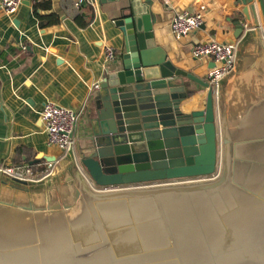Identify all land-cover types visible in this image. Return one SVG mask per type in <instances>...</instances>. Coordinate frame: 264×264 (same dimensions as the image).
Returning a JSON list of instances; mask_svg holds the SVG:
<instances>
[{
	"label": "water",
	"instance_id": "water-1",
	"mask_svg": "<svg viewBox=\"0 0 264 264\" xmlns=\"http://www.w3.org/2000/svg\"><path fill=\"white\" fill-rule=\"evenodd\" d=\"M232 3L235 65L185 111L184 79L200 82L156 46L149 2L130 0L72 173H0V264H264V0Z\"/></svg>",
	"mask_w": 264,
	"mask_h": 264
},
{
	"label": "crops",
	"instance_id": "crops-1",
	"mask_svg": "<svg viewBox=\"0 0 264 264\" xmlns=\"http://www.w3.org/2000/svg\"><path fill=\"white\" fill-rule=\"evenodd\" d=\"M40 1L45 5L37 12L32 0H23L10 14L0 8V165H29L42 172L53 163V186L72 173L70 163L77 162L82 153L83 134L95 112L92 85L100 84L113 61L104 59V47L118 51L121 32L115 22L127 13L124 7L130 0ZM77 1L82 9L76 6ZM145 2L155 15L156 46L173 66L200 83H206V72L213 63L209 58H194L192 46L208 39L241 42L242 36L235 38L231 23L236 9L232 0H139L142 5ZM180 12L200 14L203 23L177 41L169 23ZM184 80L194 91L182 104L183 110L202 109L208 87ZM45 101L80 111L73 131L76 159L65 157L60 148L48 143L39 118Z\"/></svg>",
	"mask_w": 264,
	"mask_h": 264
},
{
	"label": "built area",
	"instance_id": "built-area-1",
	"mask_svg": "<svg viewBox=\"0 0 264 264\" xmlns=\"http://www.w3.org/2000/svg\"><path fill=\"white\" fill-rule=\"evenodd\" d=\"M23 0H0V8L10 14L13 13ZM203 23V16L188 12L175 14L169 23V30L175 40L179 41L188 34L199 28ZM238 43L218 42L214 39L194 44L191 48V55L194 58H209L212 60V67L206 72V83L213 92L217 89L219 82L228 74L235 65ZM103 57L109 61L114 59L113 48L105 47ZM98 83L92 88L97 89ZM39 118L47 135L48 143L60 148L66 157L76 159L75 139L73 129L77 120V114L69 107L45 101L40 109ZM55 164L48 163L42 172H34L29 165H0V173L10 178L20 179L27 182H39L53 175ZM204 177H188L181 179L165 180L164 182H182L196 180ZM144 184V183H141ZM140 185V184H136ZM124 185L102 186L98 189H116Z\"/></svg>",
	"mask_w": 264,
	"mask_h": 264
},
{
	"label": "trees",
	"instance_id": "trees-1",
	"mask_svg": "<svg viewBox=\"0 0 264 264\" xmlns=\"http://www.w3.org/2000/svg\"><path fill=\"white\" fill-rule=\"evenodd\" d=\"M32 4H33V9H34V11L35 12H37V11H39L41 8H43L44 7V3L42 2V1H40V0H32ZM80 8L82 9V6L80 5ZM88 10H90V13L89 14H91V9H88ZM37 15H38V17L40 18H42V16H40V14H38L37 13ZM33 170V169H32ZM34 171V170H33ZM35 172V171H34Z\"/></svg>",
	"mask_w": 264,
	"mask_h": 264
},
{
	"label": "rangeland",
	"instance_id": "rangeland-1",
	"mask_svg": "<svg viewBox=\"0 0 264 264\" xmlns=\"http://www.w3.org/2000/svg\"><path fill=\"white\" fill-rule=\"evenodd\" d=\"M80 2L79 1H77L76 2V6L78 7H80ZM18 8V7H17ZM105 47H109V46H105ZM104 47V48H105ZM114 53H115V57H116V52L114 51ZM237 53H238V47H237V52H236V55H237ZM115 57H114V59H115ZM114 59H112V60H114ZM109 61H111V60H109ZM108 62V61H107ZM238 72V71H237ZM236 72V73H237ZM98 84H99V82H98ZM93 86V85H92ZM98 89V88H97ZM94 90H96V89H94V88H92V90L91 91H93L94 92ZM74 111V110H73ZM40 112V111H39ZM76 114H77V120H78V118H79V116H80V111L79 112H77V111H74ZM77 120H76V123H77ZM76 123H75V125H76ZM74 130V129H73ZM66 157V156H65ZM55 169H56V166H55ZM54 172H55V170H54Z\"/></svg>",
	"mask_w": 264,
	"mask_h": 264
}]
</instances>
